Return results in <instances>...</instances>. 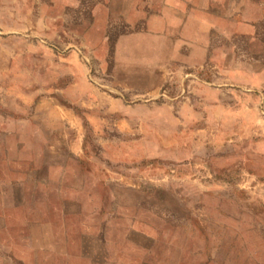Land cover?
I'll return each mask as SVG.
<instances>
[{"label": "rangeland", "instance_id": "rangeland-1", "mask_svg": "<svg viewBox=\"0 0 264 264\" xmlns=\"http://www.w3.org/2000/svg\"><path fill=\"white\" fill-rule=\"evenodd\" d=\"M116 7L0 0V264H66L49 235L83 245L74 264H264V21L252 38L211 29L197 66L140 71L116 61ZM70 51L89 70L82 105L66 97ZM94 88L147 103L130 131L88 115ZM52 101L73 108L78 147Z\"/></svg>", "mask_w": 264, "mask_h": 264}, {"label": "crops", "instance_id": "crops-1", "mask_svg": "<svg viewBox=\"0 0 264 264\" xmlns=\"http://www.w3.org/2000/svg\"><path fill=\"white\" fill-rule=\"evenodd\" d=\"M104 1H110L117 5L112 9V14L118 16L123 21L124 28H127L117 39L118 55H120V58H116L117 63L128 64L129 69L137 68L140 71L142 66H152L157 70L162 69L169 72H173V67L178 64L197 66L208 58L211 46L209 35L211 29L227 31L230 35L243 34L252 38L255 30L264 21V0H229L228 8H224L226 10L223 9L220 12L211 10L212 0L208 5L199 0L191 1L192 4H189L187 0H185L186 3L180 0L182 4L178 5H175L173 0ZM132 13H134L133 17ZM138 13L142 20L141 24H138ZM147 13L150 15L147 16ZM101 41L104 43L103 38ZM65 61L70 68L69 76L71 78L69 89L65 90L66 97L71 106L82 105L80 99L83 96L79 92L84 93V88L90 90V86L87 82L83 87L79 84H83L84 78L87 79L89 70L84 68L75 51H70L66 55ZM119 71L121 70L119 69ZM125 75L130 76V73L125 74L124 72L123 76L125 77ZM81 87L82 89L79 90ZM97 89L94 88L92 91L94 93L91 100L87 98V102H91V105L88 106L90 112L88 115L91 117L101 116V111H104L114 119V125L119 130L126 133L130 131V127L125 128L121 125H125V121H128V125L131 126L132 121L138 118L135 110L145 107L147 103H134L127 106L120 96H113ZM88 93L90 95V91ZM38 103L39 101L35 105ZM52 104L58 111H62L74 119V128L68 127L72 134L71 141L74 144L80 135L77 128V116L76 114L74 116L73 108L62 105L58 101H52ZM76 147H78V142ZM72 152L74 153L73 150ZM54 169L56 170L58 167L53 166L50 171L53 172ZM50 183L55 185V190L57 186L58 189L60 188L57 181H50ZM104 185L109 187V184L104 181H93L91 187L100 188ZM90 197L94 198V194H91ZM99 215H102V209H100ZM72 239L73 237L67 236L61 240L59 236L49 235L47 240L44 238V244L54 253L62 254L66 264H74L76 260L85 257V248L81 245L74 253L75 248L69 249V245L73 243Z\"/></svg>", "mask_w": 264, "mask_h": 264}]
</instances>
